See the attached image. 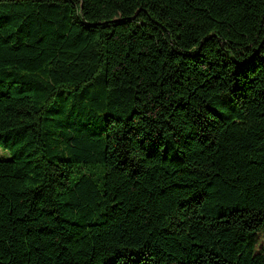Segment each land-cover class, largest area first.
<instances>
[{
	"label": "trees",
	"instance_id": "1",
	"mask_svg": "<svg viewBox=\"0 0 264 264\" xmlns=\"http://www.w3.org/2000/svg\"><path fill=\"white\" fill-rule=\"evenodd\" d=\"M0 264H264V0H0Z\"/></svg>",
	"mask_w": 264,
	"mask_h": 264
},
{
	"label": "rangeland",
	"instance_id": "2",
	"mask_svg": "<svg viewBox=\"0 0 264 264\" xmlns=\"http://www.w3.org/2000/svg\"><path fill=\"white\" fill-rule=\"evenodd\" d=\"M12 159V155L9 151H5L0 148V161H9Z\"/></svg>",
	"mask_w": 264,
	"mask_h": 264
}]
</instances>
